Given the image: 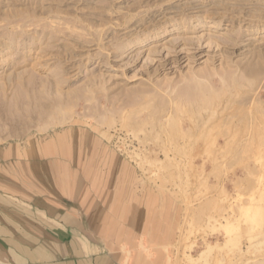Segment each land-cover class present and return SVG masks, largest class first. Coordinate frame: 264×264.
Instances as JSON below:
<instances>
[{
	"label": "rangeland",
	"instance_id": "1",
	"mask_svg": "<svg viewBox=\"0 0 264 264\" xmlns=\"http://www.w3.org/2000/svg\"><path fill=\"white\" fill-rule=\"evenodd\" d=\"M71 127L138 175L147 264H264V0H0V145Z\"/></svg>",
	"mask_w": 264,
	"mask_h": 264
},
{
	"label": "crops",
	"instance_id": "2",
	"mask_svg": "<svg viewBox=\"0 0 264 264\" xmlns=\"http://www.w3.org/2000/svg\"><path fill=\"white\" fill-rule=\"evenodd\" d=\"M138 183L81 128L0 145V264H147L162 228Z\"/></svg>",
	"mask_w": 264,
	"mask_h": 264
},
{
	"label": "bare ground",
	"instance_id": "3",
	"mask_svg": "<svg viewBox=\"0 0 264 264\" xmlns=\"http://www.w3.org/2000/svg\"><path fill=\"white\" fill-rule=\"evenodd\" d=\"M207 14H208V13H207ZM177 26H178V25H177ZM7 46H8V45H7ZM4 60H5V59H4ZM196 80H197V79H196ZM198 82H199V81H198ZM177 85H178V84H177ZM196 85H197V84H196ZM174 88H175V87H174ZM172 89H173V88H172ZM180 89H181V88H180ZM198 89H199V88H198ZM198 89H197V90H198ZM176 90H177V89H175V91H176ZM178 90H179V89H178ZM184 90H186L185 87H184L183 89H181L182 92H179V93H181L180 95H178V93H177V91H176V94L178 95V97L181 98L182 96H184V97H188V98H190L191 96H190V97L188 96V95L190 94L189 91H188V93H187V91L184 92ZM199 90H201V89H199ZM199 90H198V92H199ZM192 91H194V90H192ZM170 92H171V91H170ZM172 92H174V91H172ZM174 93H175V92H174ZM186 93H187L188 95H187ZM196 93H197V92H196ZM171 94H172V93H171ZM165 99H166V98H165ZM193 100H194V99H193ZM189 102H190V101H189ZM106 114H107V113H106ZM166 121H167V120H166ZM65 122H66V121H65ZM44 128H45V126H44ZM238 226H240V225H238ZM227 239H228V238H227ZM247 239H248V238H247ZM226 241H227V240H226ZM228 242H229V240H228ZM260 243H261V242H260ZM225 245H226V244H225ZM232 245H233V244H232ZM260 245H261V244H260ZM217 246H218V245H217ZM250 246H251V245L247 246V250L250 249V248H248V247H250ZM233 247H234V246H233ZM255 247H256V246H255ZM255 247H254V246L251 247V248H253V249H252V250H253V251H252V254H253V255H255V254H257V252H259V249H257V247L255 248ZM261 247H262V246H261ZM245 248H246V247H245ZM210 250H211V249H210ZM237 250H238V249H237ZM247 250H245V251H243L242 249H241V250H238V251H239L238 259H239L240 261L246 259V256H247L246 254H247V252L250 253V250H248V251H247ZM207 251H208V250H207ZM228 253H229V252H228ZM231 253H233V252H231ZM230 256H231V255H230ZM250 256H251V253H250ZM262 258H263V257H262ZM246 261H247V262H246ZM242 262H243V261H242ZM242 262H241V263H242ZM245 262H246V263H244V264H254V263H252V260H250V259H249V260H248V259L245 260ZM220 263H221V262H220ZM255 263H256V262H255ZM206 264H207V262H206ZM217 264H218V263H217ZM229 264H234L233 259L229 262ZM242 264H243V263H242ZM257 264H258V263H257Z\"/></svg>",
	"mask_w": 264,
	"mask_h": 264
}]
</instances>
